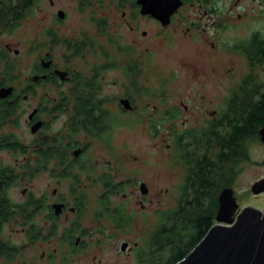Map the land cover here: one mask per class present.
<instances>
[{
    "label": "flooded vegetation",
    "instance_id": "flooded-vegetation-1",
    "mask_svg": "<svg viewBox=\"0 0 264 264\" xmlns=\"http://www.w3.org/2000/svg\"><path fill=\"white\" fill-rule=\"evenodd\" d=\"M179 1L164 10L145 0H0V264H54L58 249L50 247L56 244L64 248L60 264H70L87 252L88 240L99 248L103 238L133 230L137 217L148 224L142 233L156 230L166 211H153L151 231L146 183L117 176L127 163L112 140L122 120L158 126L153 131L161 138V162L180 168V187L189 184L187 152L214 163V125L221 124L219 135L227 134L223 111L231 93L244 87V77L261 75L256 40L264 34L245 21L255 11L252 5L240 8L241 0ZM257 11L264 18V7ZM181 46L192 52L194 67L181 60L169 72L182 77L185 71L195 84L177 85L171 105L163 85L157 104L135 103L150 86L141 90L134 77L157 71L159 53ZM232 51L245 60L246 71L209 109L211 86L199 77L226 75L222 61ZM205 58L219 68H199ZM79 60L84 67L91 62L87 75L76 68ZM109 72L126 78L119 87L112 81L111 94L102 84ZM141 185L147 189L141 198L137 190L123 192ZM122 244L119 254L135 255L138 244Z\"/></svg>",
    "mask_w": 264,
    "mask_h": 264
},
{
    "label": "rangeland",
    "instance_id": "rangeland-1",
    "mask_svg": "<svg viewBox=\"0 0 264 264\" xmlns=\"http://www.w3.org/2000/svg\"><path fill=\"white\" fill-rule=\"evenodd\" d=\"M234 1V0H233ZM240 8H248L250 5L254 8V18L251 19L249 16L245 21L248 23L252 21V26L255 30H260L264 34V18L260 19L259 15L257 16L258 9H262L264 4L261 6L258 5L259 0H256L255 3H251L249 0H241ZM239 11H241L239 9ZM237 34V32H236ZM229 36H234L231 32ZM194 52V51H193ZM190 50H187L185 47H178L177 50L170 52L165 55L157 56V71L151 70L149 74L140 75L134 77V82L138 86H150L147 87L150 91L142 92L143 100L138 101L134 99L137 104L145 103H156L158 98L155 96L159 95V87L167 86L169 91V104H174L177 97L174 96V93L178 90L175 88L177 85L183 84H195L192 81L193 77L188 79L185 78V71H182V77L180 76V71L176 73H170L169 70H176L179 68L177 63L179 61L189 60V66L194 67V62L191 57ZM159 58H161L159 60ZM196 57H193L195 59ZM201 61V60H199ZM198 62V61H197ZM224 69H226V75L220 73H206L204 77L203 74L199 77L201 84H207L211 88L207 89L209 91V98L213 99V103L209 104L210 108L213 109L216 107L219 97L224 95L225 91L228 89L233 90L238 84L239 80L242 77V73L246 71L245 60L240 58L238 53L232 51L230 55L225 56L223 59ZM199 63V62H198ZM76 68H84V74L87 75L89 71L91 62L87 63V67L83 65V62L76 61ZM200 67H205L207 70L210 67H219L213 63V59L205 58L199 63ZM263 70L259 77H257V82L260 84L264 82V63L262 66ZM153 69V67H152ZM228 69H231V72H228ZM172 74V76H170ZM126 78H122L120 75L116 76L109 73H104V78L102 84L104 89L110 91L109 94L113 93L115 90L112 86V81L114 84L119 87L121 84H125ZM212 84V85H211ZM143 88L141 87V90ZM120 92L121 89L118 88ZM176 94V93H175ZM139 96V95H138ZM207 99V98H206ZM138 101V102H137ZM150 123L139 121V120H130L127 124L126 121H121L120 125L112 133V140L115 146L118 149V154L120 159H124V162L127 160L126 166L121 168V164L118 169V178L125 180L127 178H132L131 175L139 182L143 181L148 187V196L152 203L146 205L145 211L150 210L148 214L150 219V230L152 231L155 226V219L152 215L153 211L156 209L165 210L166 212L174 209L177 204L179 194H180V184L182 171L180 168L173 166H165L161 162V138L160 135L154 133L151 129ZM168 125L167 127H169ZM166 127V128H167ZM104 154V153H102ZM248 161L240 163L236 167V174L231 189L233 190L234 196L236 198L238 211L244 207H254L258 210L264 209V193L253 194L251 192V186L261 180L264 177V146L259 142H251L247 147ZM105 156V154H104ZM106 157V156H105ZM167 164H170V161H167ZM228 166H226L227 168ZM137 190V191H136ZM131 191H136L139 198H141L140 191L138 188L127 187L123 190L124 193H130ZM161 191V192H160ZM134 205V195L131 199ZM135 210L138 211L140 208L135 204ZM237 211V212H238ZM139 212V211H138ZM139 221L136 222L133 230H126L119 232L114 239L111 241L102 239L99 248L92 247L93 244L88 240V250L79 254L76 258L73 259L70 264H95L98 260H101V264H141L135 255L131 254L127 256L126 254H119V246L121 242L125 241L129 244L130 248H133L134 245L138 244L137 248H143L148 241L149 234L148 224L145 223V226L141 223V218L137 217ZM139 222V223H138ZM144 228L145 233L141 232V229ZM91 243V244H90ZM51 248H57L58 253L55 258L54 264L61 263V257L64 254V248L62 249L60 245H52ZM41 250L39 251L40 254ZM136 252V251H135ZM38 264H46L44 262H38ZM142 264H145L144 262Z\"/></svg>",
    "mask_w": 264,
    "mask_h": 264
},
{
    "label": "trees",
    "instance_id": "trees-1",
    "mask_svg": "<svg viewBox=\"0 0 264 264\" xmlns=\"http://www.w3.org/2000/svg\"><path fill=\"white\" fill-rule=\"evenodd\" d=\"M256 44L261 49L263 64L264 36L256 40ZM248 62L253 65L256 60ZM240 84L244 87L231 93L223 111L229 128L227 134L219 135L217 128L221 124L214 125L215 145L220 146V149L216 146L218 155L214 163L211 164L198 151L187 152L186 178L189 184L180 188L176 206L167 211L164 218L161 217L145 246L136 249L135 257L141 264L178 263L215 224L219 194L224 188H231L236 167L248 161V144L258 140L263 122L264 82L260 84L257 77L248 76ZM106 125L104 122L103 130ZM157 127L151 125L152 130Z\"/></svg>",
    "mask_w": 264,
    "mask_h": 264
},
{
    "label": "water",
    "instance_id": "water-1",
    "mask_svg": "<svg viewBox=\"0 0 264 264\" xmlns=\"http://www.w3.org/2000/svg\"><path fill=\"white\" fill-rule=\"evenodd\" d=\"M145 1L151 6H163L164 10L180 5L179 0ZM172 9L166 11L169 13ZM151 13L155 14V11ZM258 136L264 145V115ZM140 192L147 193L144 185H141ZM251 192L255 195L264 193V177L251 186ZM218 203L215 224L195 248L176 264H264V209L249 206L238 211L231 188L221 191ZM125 248L126 244L120 246L121 250Z\"/></svg>",
    "mask_w": 264,
    "mask_h": 264
}]
</instances>
